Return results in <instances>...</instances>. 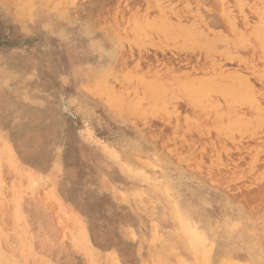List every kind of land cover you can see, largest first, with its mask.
<instances>
[{"label": "rangeland", "instance_id": "rangeland-1", "mask_svg": "<svg viewBox=\"0 0 264 264\" xmlns=\"http://www.w3.org/2000/svg\"><path fill=\"white\" fill-rule=\"evenodd\" d=\"M27 1L0 0V263L150 264L154 225L174 228L170 203L199 223L203 262L264 261V0ZM207 83L199 102L180 89ZM226 110L252 132L225 131ZM141 190L159 207L143 210ZM227 217L253 243L221 237Z\"/></svg>", "mask_w": 264, "mask_h": 264}, {"label": "bare ground", "instance_id": "bare-ground-1", "mask_svg": "<svg viewBox=\"0 0 264 264\" xmlns=\"http://www.w3.org/2000/svg\"><path fill=\"white\" fill-rule=\"evenodd\" d=\"M28 3V1L26 0V3L25 4H27ZM31 3V2H30ZM29 3V4H30ZM29 4H27L28 6H29ZM26 5V6H27ZM122 10V9H121ZM162 23V25H160ZM158 24V25H157ZM156 24V22H153V23H149L148 24V26L150 27H153V28H156V29H158V30H161V31H163L164 33H168V31L170 30V28H172V26H170L169 24H163V22H160V23H157ZM171 31V30H170ZM193 32L191 31V30H189L188 28H183V30L181 31V38H183L184 40L185 39H188V38H193L194 39V41H193V43H195V44H197V45H201V44H203V42H200L199 40H198V37H195V35H193L192 34ZM102 36V35H101ZM106 40V39H105ZM95 44V43H94ZM145 55V54H144ZM146 62V61H145ZM247 72V71H246ZM262 75V74H261ZM261 75H260V77H261ZM263 79V78H262ZM212 84L213 83H210V85H208V83H207V85H205V87H204V85H198V84H195V86L194 85H184V86H182L180 89H181V91H182V93L184 94L185 93V95L189 98V100H191L192 102L194 101V102H199V101H203V100H205V99H208L209 98V94L212 92V90L214 89V88H212V87H210V86H212ZM213 85H215V84H213ZM186 86V87H185ZM244 86V85H243ZM159 88V90L158 89H155V91H154V96H155V98L160 102V103H163V101H165L166 100V90L163 88H160V87H158ZM210 88H212V89H210ZM241 88H243L242 86H241ZM240 88V90H242ZM229 88H227V90H226V88L224 89L225 91H229L228 90ZM231 90L235 93L237 90H233V89H230V91L229 92H231ZM240 90H238V91H240ZM246 90H248V89H246ZM222 91H223V89H221V91L219 92V93H221L222 94ZM225 91H224V95H227V100H230V103H236V104H239L238 105V107H241V106H243V107H245V106H247V105H249L250 104V100H249V98H248V96H247V92L245 93V90H244V94H242L241 95V92H238V93H226L225 94ZM243 93V92H242ZM223 98V97H222ZM228 98H230V99H228ZM120 99V98H119ZM223 99H225V98H223ZM122 100V99H121ZM226 100V99H225ZM254 100V99H253ZM137 102H138V100H136ZM135 100L133 101V102H136ZM232 101V102H231ZM132 102V103H133ZM136 102V103H137ZM125 103V102H124ZM123 103V104H124ZM208 104V103H207ZM195 105H197V104H195ZM227 105H228V103H227ZM235 105V104H234ZM200 106V105H199ZM229 106H230V108H228V109H231L232 107L231 106H233V104H229ZM201 107H202V105H201ZM228 107V106H227ZM234 107V106H233ZM237 107V108H238ZM203 108V107H202ZM235 110V109H234ZM225 111L226 113H221V115H222V117H224L223 115L225 114H231V115H228V118H229V116L230 117H232V118H229L230 120L228 121V120H226L225 119V122H226V126L224 127V129H225V131H228V132H230V133H236V135H239V136H241V130H240V128L242 129V130H244V131H248L249 129L250 130H252L253 129V125H252V122H253V118H251V117H249V116H245V115H241V114H237L236 115V113H235V111ZM237 110V109H236ZM233 112V113H232ZM220 118V117H219ZM225 118V117H224ZM223 119V118H222ZM221 118H220V120H222ZM257 121V123H259V122H261V120L259 121L258 119H256ZM228 123H229V125H228ZM251 123V124H250ZM252 126V127H251ZM247 127V128H246ZM249 130V131H250ZM252 131H250V133H251ZM221 133H224L223 132V130H222V132ZM221 133H220V135H221ZM229 133V134H230ZM238 133H240V134H238ZM248 132H245V133H243L244 135H246ZM229 134H226V135H228L229 136ZM225 134H223V136H224ZM225 135V136H226ZM222 136V135H221ZM2 137V136H1ZM243 137V136H242ZM3 142V141H2ZM3 147H4V145H3ZM6 148V147H5ZM4 149V148H3ZM2 150V149H1ZM10 150V149H9ZM4 152H5V150H3ZM7 153V151L3 154V156L5 155ZM9 153V152H8ZM1 154V153H0ZM8 155V154H7ZM10 155V154H9ZM12 156V155H11ZM0 157H1V155H0ZM10 158V157H9ZM12 160H14V159H12ZM4 161V162H3ZM8 160L6 159V155H5V158L4 159H2V158H0V164L3 162V164H5L6 162H7ZM9 162V161H8ZM18 164V163H17ZM2 165V164H1ZM0 165V166H1ZM7 165V164H6ZM13 165V164H12ZM10 167V166H9ZM13 167V166H12ZM17 168V167H16ZM124 169L125 170H129L130 169V171H131V173L132 172H134V175H135V170H134V168H132L131 166L130 167H128V166H124ZM17 170V169H16ZM24 171V170H23ZM28 171H30V170H28ZM32 171V170H31ZM30 171V172H31ZM138 171V170H137ZM13 172V171H12ZM11 172V173H12ZM14 172H15V169H14ZM13 172V173H14ZM18 172V171H17ZM20 172V171H19ZM27 172V171H26ZM26 172H24L25 174H26ZM128 172V171H127ZM142 172V171H141ZM12 173V174H13ZM21 173V172H20ZM130 173V172H129ZM130 173V174H131ZM15 174H17V173H14L13 174V176H14V178L16 177V175ZM19 174V173H18ZM28 174V173H27ZM33 174V173H32ZM138 174V173H137ZM22 175H23V173H22ZM138 175H143V176H145V174H138ZM18 176V175H17ZM26 176H28V175H26ZM30 176V175H29ZM142 176V177H143ZM25 177V176H24ZM31 177V176H30ZM146 177H147V175H146ZM151 177H153V176H151ZM23 177H21V179H22ZM16 179V178H15ZM15 179L13 180V181H15ZM20 179V178H19ZM20 179V180H21ZM33 179V178H32ZM141 179H143V178H141ZM144 179H147V178H145L144 177ZM149 179V178H148ZM18 180V179H17ZM24 179H22V181H23ZM151 180V179H150ZM153 180H155V182L156 183H158L157 182V180L154 178ZM22 181H20V182H18V185H19V183H22ZM25 181V180H24ZM36 181H38V180H36ZM152 181V180H151ZM17 181H15V182H13L14 184L16 183ZM28 182V181H27ZM26 182V183H27ZM155 182H152V183H155ZM25 183V182H24ZM160 183V182H159ZM13 184V185H14ZM15 185H17V183L15 184ZM17 185V186H18ZM21 185V184H20ZM23 185V184H22ZM26 186H27V184H25ZM25 185H24V187L23 188H25ZM17 186H15L16 187V190H17ZM160 188H162V186H164L163 184L162 185H158ZM19 187V186H18ZM22 187V186H21ZM28 187V186H27ZM165 187H166V185H165ZM165 187H163V188H165ZM235 187V186H234ZM22 188V189H23ZM160 188H158V189H160ZM163 188H162V190H163ZM47 189V188H46ZM21 189H19V191H20ZM28 190V189H27ZM32 190V189H31ZM166 191H167V189H165ZM164 190V191H165ZM24 191V190H23ZM33 191V190H32ZM44 191V190H43ZM47 191H48V189H47ZM17 192V191H16ZM46 192V191H45ZM137 193H138V196H140L139 197V199H140V203H141V207H143V210H144V208L146 209H149V210H151L152 208L154 209L156 206H158L159 207V205H157L158 203V201H156V200H154V197H152V199H150V195L148 194V196L149 197H147V193L145 192H142V190L140 191V192H138V191H136ZM162 193H163V191H161ZM43 193V192H42ZM152 194V193H151ZM166 193H163V196L164 197H166V196H168L169 194H168V191H167V194L168 195H165ZM0 196H1V194H0ZM18 197V196H17ZM17 197H14V198H16L14 201L12 200L11 202H14V203H12V204H14L13 205V207H12V212H11V217H12V223H13V226L14 227H16L15 226V224L16 223H19V222H17V219L18 220H20L19 218H20V216L18 215L19 213H20V211L18 212L17 210L19 209V208H17L16 206L18 205V204H20V202H18L17 203V201L16 200H20V199H17ZM18 198H20V197H18ZM167 198H169V197H166L165 199L167 200ZM136 199V198H135ZM170 200L172 201V199H171V197H170ZM169 200V201H170ZM4 201V200H3ZM21 201V200H20ZM169 203V202H168ZM4 204V202H2V204L0 203V205H1V207H2V205ZM6 204V203H5ZM17 204V205H16ZM7 205H8V203H7ZM16 205V206H15ZM139 205V204H138ZM137 205V206H138ZM178 205V204H177ZM177 205H175V203L174 204H172L171 205V203H170V205H169V207H168V211H169V213H170V216H171V219H172V223H173V225H174V228L171 230V231H169L168 232V230L167 231H163L161 228H160V226H158L157 224H155L154 225V227H153V232H154V239L155 240H163L162 242H163V244H162V246H160V247H158L157 249H156V251H155V253H156V255H155V259L156 260H158L157 262H155V260H154V258H152V261L150 262V264H193V259H199L198 261H199V264H201L200 263V260L202 261V259L204 258V257H206V256H208V254L206 255L205 253L206 252H208V249H209V246H210V244L208 243V241L206 242L205 240V238L206 237H204V235H203V231L201 232V231H199V229H198V226H199V223H197V221H194L193 219V221H190L191 219L188 217V218H186L185 217V215H184V212H183V210H180V208H178L177 207ZM12 206V205H11ZM244 206V205H243ZM5 208H6V206H5ZM189 208V207H188ZM158 209V208H157ZM157 209H156V211H157ZM195 209V208H194ZM1 210H2V208H1ZM11 210V209H10ZM154 211V210H153ZM156 211H155V213H156ZM1 212V211H0ZM2 212H5V211H3L2 210ZM9 213V212H8ZM249 213V212H248ZM250 214V213H249ZM156 215V214H155ZM19 217V218H18ZM192 217V216H191ZM229 217H227L226 218V220L223 222V224H221V225H219V227H221V232H220V234H221V237H225V238H227V239H232V238H234V235H235V231L236 230H240V232L247 238V240H249L250 242H252V240H251V236H253V234H252V229L251 228H246V226H245V224L243 225L240 221L239 222H235V223H233L231 220H229L228 219ZM76 219V218H75ZM188 219V220H187ZM190 219V220H189ZM78 220V219H77ZM75 222H76V220H75ZM200 222H201V220H200ZM208 222V221H207ZM249 224V223H248ZM21 224L19 223L18 224V227L17 228H19V226H20ZM206 225V224H205ZM22 231V230H21ZM216 231H217V228H216ZM161 232V233H160ZM23 233V232H22ZM80 234H81V231L79 232ZM79 233H77L76 232V236H74V238L76 239V242H78V241H80L81 239H83L84 237H83V234H81V237H77V235L79 234ZM216 233V232H215ZM256 234V233H255ZM72 235V234H71ZM70 236V235H69ZM19 236H16V238H18ZM20 237H22V236H20ZM26 237V236H25ZM28 237V236H27ZM86 237V236H85ZM129 237H130V235H129ZM237 237V236H236ZM240 236H238V238H239ZM70 238V237H69ZM73 238V239H74ZM77 238L79 239L78 241H77ZM238 238H235L236 240H238ZM24 239V238H23ZM71 239V238H70ZM85 240H86V238H84ZM262 241H264V237L263 238H260ZM18 240V239H17ZM20 240V239H19ZM85 240H83V241H85ZM233 240V239H232ZM236 240H235V242H236ZM240 240V239H239ZM18 242H20V241H18ZM73 242V241H72ZM87 242V241H86ZM86 242H84V243H86ZM234 242V243H235ZM21 243H23V242H21ZM21 243H19V246H22V245H20ZM240 243V242H239ZM253 243V242H252ZM18 244V243H17ZM180 245V246H179ZM232 245V244H231ZM212 246V245H211ZM19 248V247H18ZM211 249H212V247H210ZM239 248V247H238ZM252 248H254L253 246H252ZM244 249H246V248H244ZM211 251V250H210ZM238 251V250H237ZM262 251V250H261ZM202 252L205 254L204 256H203V258H202ZM243 252H244V250H243ZM3 253V252H2ZM90 253V252H89ZM201 253V254H200ZM211 253V252H210ZM233 253V252H232ZM238 253V252H237ZM256 253H258V252H256ZM261 253V252H260ZM30 254V253H29ZM231 254V253H230ZM245 254V253H244ZM249 254H250V252H249ZM259 254V253H258ZM0 255H2L1 254V250H0ZM21 255H23V254H21ZM232 255V254H231ZM234 255H235V253H234ZM241 255V254H240ZM257 255V254H256ZM201 256V259L200 258H198V257H200ZM250 255H248L247 257H249ZM253 256V255H252ZM262 256V255H261ZM3 257V256H2ZM185 257H187V259L185 258ZM224 257H226V255L224 256ZM223 256H222V258L221 259H219V261H220V264H264V261H261V260H259V261H256V262H254L253 260H251V259H249V258H247V257H243V256H238V255H236V256H233L231 259L229 258V257H226V258H224ZM262 257H264V256H262ZM8 258V257H7ZM208 259H210L209 257H208ZM206 260V261H209V260ZM252 259H254V257H252ZM260 259H262V258H260ZM264 260V259H263ZM2 258H1V263L0 264H3L2 263ZM4 261H7V260H4ZM3 261V262H4ZM11 262H13V261H11ZM210 262V261H209ZM202 263H204V264H208L207 262L205 263V262H203L202 261ZM7 264H8V262H7ZM116 264H118V262H116Z\"/></svg>", "mask_w": 264, "mask_h": 264}]
</instances>
